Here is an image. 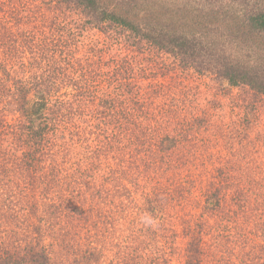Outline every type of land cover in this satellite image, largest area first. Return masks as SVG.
Segmentation results:
<instances>
[{
  "label": "trees",
  "instance_id": "16d2710c",
  "mask_svg": "<svg viewBox=\"0 0 264 264\" xmlns=\"http://www.w3.org/2000/svg\"><path fill=\"white\" fill-rule=\"evenodd\" d=\"M9 1L0 0V127L6 126L8 112L12 110L15 120L11 135L16 140L18 136L20 153L28 162L24 155L23 160L15 157L12 160L0 147V224L10 223L13 227L5 232H10L9 235L16 239L12 244L0 242V264H159L161 260L152 255L158 227L152 217L156 219L159 211H163L162 198L149 195L144 199L143 207L137 208V212L128 218L124 216L120 224H116L113 214L115 209L123 216L124 206L138 205L132 188L135 186L139 191L141 186L137 182L128 185V179L140 170L135 163L129 164L135 158L126 157L121 164L117 158L114 162H102L106 151L95 149L88 137L80 133L82 129L79 132L75 127L69 129L71 132L64 144L67 150L59 164L58 151L52 150V137L62 128V122L70 125L78 119L86 120L85 123L91 119L104 123L113 121L116 126L117 120L122 118L118 99L135 72L136 58L130 54L139 52L141 47L145 48L143 52L168 56L173 68L210 75L230 87L248 88L255 98L263 99L264 0H40V5H32L31 10H26L27 15H20L14 7L21 0H12V7L7 6ZM48 3L77 11L85 25L105 35L123 36L115 46L130 50V54L121 57L122 65L108 73L101 69L102 60L97 57L80 59L78 66L76 64L78 74L74 77L71 43L48 39V29L36 23L45 20L47 15L43 6ZM33 12L37 15L33 20L36 22H25ZM56 14L50 17L55 23L60 17V13ZM52 21L50 26H55ZM43 37L48 41L43 43ZM133 47L138 49L131 51ZM119 52L117 49L116 53ZM160 66L162 71L167 69L162 63ZM62 81H69L70 92L62 93V89L55 87ZM107 82L115 96L107 99L100 110L94 111L93 94ZM104 92L108 95V91ZM141 93L126 108L125 125L118 126L117 132L131 138L129 131L143 125L146 116L157 112L158 127L165 133L161 137L157 135L156 145L158 151L161 148L160 151L170 153L178 145L177 138L170 135L179 129H173V124L180 125L175 120L176 96L166 91L161 95H157V91L152 95ZM31 98L34 101L30 106ZM168 98L171 102L167 109H156ZM183 98L184 102L190 101L187 95ZM154 99L160 102L154 105ZM13 137H9L10 140ZM79 141L85 142L86 153L72 150L74 143ZM40 151L47 152L44 161L54 172V177L48 173L45 180L54 193L44 192L43 187L41 203L36 197L27 201L23 183L18 182L25 178L24 164L40 165L36 159ZM62 166L63 171L59 169ZM91 169L95 170L93 179L96 182L90 185L84 180ZM218 170L223 173L224 169ZM227 186L228 190L234 189V197L243 193L235 191L238 186L230 183ZM217 189L213 187L210 195H205L206 203L212 207L206 204L208 211H215L221 203L220 189ZM52 196L53 199H47ZM112 197L123 200L118 203ZM248 200L247 197L244 201L248 203ZM244 205L240 199L238 206ZM24 226L28 231L21 235L18 228ZM115 228L129 233L128 259H121L122 246L113 240L121 238L112 237ZM183 230L187 240L185 264H202L206 249L203 229H198L192 220ZM112 249L116 253L107 259L105 251ZM164 261L168 263L165 257Z\"/></svg>",
  "mask_w": 264,
  "mask_h": 264
},
{
  "label": "rangeland",
  "instance_id": "374dc122",
  "mask_svg": "<svg viewBox=\"0 0 264 264\" xmlns=\"http://www.w3.org/2000/svg\"><path fill=\"white\" fill-rule=\"evenodd\" d=\"M39 2L40 0H21L17 5L14 4V7L20 15H27L26 10H31L32 5H40ZM7 6L12 7V0ZM56 8L59 10L55 11ZM43 11L49 18L45 16V20L41 18V22L33 21L37 16L33 12L29 21L25 22L43 25L46 30L48 29V39L55 38L71 43L70 52L75 62L72 66L74 77L78 74L76 64L80 59L97 57L102 60L101 69L108 73L122 65L121 57L130 54L128 52L130 50H120L115 46L118 39L123 36H108L85 25L83 18L75 10L48 3L43 6ZM56 13H60V17L55 23L50 17L57 16ZM50 21L55 23V26H50ZM48 39L43 37V43ZM127 45L130 46L131 43ZM143 48H131V51L138 49L139 52L130 54L136 58L135 72L130 75L123 95L118 99L121 103L119 107L122 109L120 110L122 118L117 120L116 126L113 121L104 123L93 119L88 123H85L86 120L78 119L70 124L71 126L62 122V128L51 140L52 150L58 151L59 164L67 150L64 145L67 136L75 127L78 131L82 129L79 132L88 137V142L95 146V149L106 151L102 162H114L117 158L121 164L126 157L135 158L129 164L131 166L135 163V167L140 170L138 169L139 172L134 175L136 178L128 179V185L137 182L141 186L139 191L135 186L132 188L138 207L124 206L123 216L121 211L116 212L115 209L113 214L116 217V224H120L124 216L128 218L137 212V208L143 207L142 203L149 195L162 198L163 211H159L160 214H157L156 219L151 216L154 225L158 226L152 255L155 259L161 260L159 264H166L164 257L168 261L167 264H185L187 240L184 237L183 227L192 220L195 221L198 229H203L202 236L206 249L202 264H264L262 246L264 244V97L255 98L248 88L230 87L228 83L220 82L210 75L173 68L172 59L168 56L158 57L156 53L154 55L143 52L145 49ZM117 49L118 52L120 51L119 54L116 53ZM160 63L167 69L162 71ZM55 87L62 89V93L71 90L69 81H62ZM104 91H108V95H104ZM140 91L150 95L154 91H157V95L166 91L176 96L174 103L178 102L176 104L178 106H174L177 112L175 120L180 125L175 122L173 129L175 127L179 129L170 135L177 138L178 145L170 153L163 149L160 151L161 148L158 151L156 145L157 135L161 137L165 133L163 128L158 127L157 112L153 116L151 114L146 116L143 125L132 128V131H129L132 133L131 138L117 132L118 126L125 125L123 114L126 108L132 104V99L137 94L142 95ZM93 95L94 111L100 110L107 99L115 96L108 82L102 84L98 92ZM185 95L190 101L184 102ZM32 101L33 98L30 100V106ZM158 102L160 100L154 99L153 103L156 105ZM170 102V98L167 102L163 100L156 109L159 110L160 107V110L167 109ZM8 113L6 126L0 127V147L7 151L4 153L5 156L12 160L15 157L20 161L24 154L20 153L18 136L16 140L11 135L13 132L11 126L15 120L12 114L14 112L9 110ZM100 119L104 120V118ZM138 121L142 123L140 119ZM22 135L24 137V134ZM4 137L6 140L3 139ZM9 137H13V140ZM86 147L84 141H79L74 143L72 150L82 154L86 153ZM36 155L40 165L24 164L25 178L18 182L23 183L22 190L27 201L36 197L41 203L44 200L41 195L43 187L44 192L48 190L50 195L54 193L49 188V182L47 183L49 186L45 183L48 173L54 177V172L48 168V162L44 161L47 159L46 151L37 152ZM24 160L28 162L25 155ZM59 169L63 171V166ZM218 169H224L223 173ZM94 172L95 170L91 169L85 174L87 179L84 181H88L90 185L96 182L93 179ZM228 183L238 186L235 191L241 190L243 193L234 197V189L228 190ZM54 187L57 191V187ZM213 187L220 189L218 198L221 203L215 211H208L205 195H208ZM247 197L250 199L248 203L244 201ZM47 199H53V196ZM112 199L118 203L123 200L121 198V201H118L117 197ZM240 199L245 203L242 207L238 206ZM11 227L7 221L0 224L1 243L12 244V241H16L15 236L11 237L10 232H5ZM26 229V226L18 228L21 235L28 231ZM118 236L121 238L113 240L122 246L121 259H128L130 254L126 252L130 243L129 233L115 228L112 237ZM48 243L46 240V244ZM115 253V249L110 252L106 250L105 256L110 259ZM103 260L105 261L104 258Z\"/></svg>",
  "mask_w": 264,
  "mask_h": 264
}]
</instances>
